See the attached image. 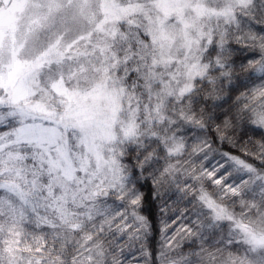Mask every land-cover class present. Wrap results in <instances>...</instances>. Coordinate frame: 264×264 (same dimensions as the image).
<instances>
[{
	"label": "snow or ice",
	"instance_id": "snow-or-ice-1",
	"mask_svg": "<svg viewBox=\"0 0 264 264\" xmlns=\"http://www.w3.org/2000/svg\"><path fill=\"white\" fill-rule=\"evenodd\" d=\"M0 264H264V0H0Z\"/></svg>",
	"mask_w": 264,
	"mask_h": 264
}]
</instances>
